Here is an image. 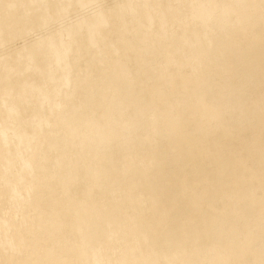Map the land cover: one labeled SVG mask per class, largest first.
I'll return each mask as SVG.
<instances>
[{"label":"bare ground","instance_id":"6f19581e","mask_svg":"<svg viewBox=\"0 0 264 264\" xmlns=\"http://www.w3.org/2000/svg\"><path fill=\"white\" fill-rule=\"evenodd\" d=\"M0 264H264V0H0Z\"/></svg>","mask_w":264,"mask_h":264}]
</instances>
